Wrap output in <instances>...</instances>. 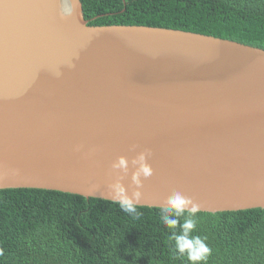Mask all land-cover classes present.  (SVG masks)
<instances>
[{
	"label": "water",
	"instance_id": "1",
	"mask_svg": "<svg viewBox=\"0 0 264 264\" xmlns=\"http://www.w3.org/2000/svg\"><path fill=\"white\" fill-rule=\"evenodd\" d=\"M79 143L100 151L85 159ZM145 148L141 206L179 190L204 212L263 208L264 49L89 24L80 0H0V189L107 200L111 162Z\"/></svg>",
	"mask_w": 264,
	"mask_h": 264
},
{
	"label": "trees",
	"instance_id": "2",
	"mask_svg": "<svg viewBox=\"0 0 264 264\" xmlns=\"http://www.w3.org/2000/svg\"><path fill=\"white\" fill-rule=\"evenodd\" d=\"M89 24H142L264 49V0H80ZM134 219L112 201L41 188L0 189V264H189L158 207ZM207 264H264V207L204 212Z\"/></svg>",
	"mask_w": 264,
	"mask_h": 264
},
{
	"label": "clouds",
	"instance_id": "3",
	"mask_svg": "<svg viewBox=\"0 0 264 264\" xmlns=\"http://www.w3.org/2000/svg\"><path fill=\"white\" fill-rule=\"evenodd\" d=\"M135 149L136 145L130 148L131 151ZM73 151L81 153L85 159H91L100 149L98 146L86 148L83 143H79L73 146ZM152 154L150 148H145L137 152L131 160L121 155L110 165L106 197L134 219L143 215L138 206L146 197L145 181L154 174L149 163ZM130 171V183L126 186L124 181L129 177ZM97 190L96 185H91L89 193L95 194ZM158 209L161 223L171 232L169 239L173 242L175 253L184 257L189 264H207L212 254L207 237L194 234L197 230V217L202 210L201 203L182 191L175 190L158 205ZM2 254L0 251V255Z\"/></svg>",
	"mask_w": 264,
	"mask_h": 264
}]
</instances>
